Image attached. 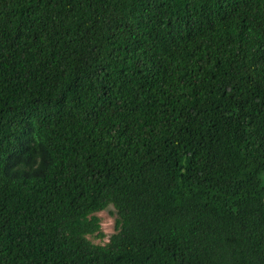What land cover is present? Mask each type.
I'll return each instance as SVG.
<instances>
[{"label":"trees","instance_id":"16d2710c","mask_svg":"<svg viewBox=\"0 0 264 264\" xmlns=\"http://www.w3.org/2000/svg\"><path fill=\"white\" fill-rule=\"evenodd\" d=\"M263 172L264 0H0V264H264Z\"/></svg>","mask_w":264,"mask_h":264},{"label":"rangeland","instance_id":"374dc122","mask_svg":"<svg viewBox=\"0 0 264 264\" xmlns=\"http://www.w3.org/2000/svg\"><path fill=\"white\" fill-rule=\"evenodd\" d=\"M261 180L264 183V172L261 174ZM96 215L99 217L100 222L105 221L109 217L112 219V224L108 226L109 231L107 233L104 232L105 234L104 238L98 239L93 236H88V238L95 243H104L105 239L107 241L109 235L115 231L114 225H115V219L117 217V213L114 207L112 205H109L105 209L97 212Z\"/></svg>","mask_w":264,"mask_h":264},{"label":"clouds","instance_id":"9594fccd","mask_svg":"<svg viewBox=\"0 0 264 264\" xmlns=\"http://www.w3.org/2000/svg\"><path fill=\"white\" fill-rule=\"evenodd\" d=\"M112 224V219L109 217V218H107L105 221H103V222H100L99 220L97 221V227H98V229L100 230V231H102V232H105V233H107L108 231H109V228H108V226L109 225H111ZM94 234V233H93ZM86 236H87V234H86ZM104 242H106V239H105V241Z\"/></svg>","mask_w":264,"mask_h":264}]
</instances>
